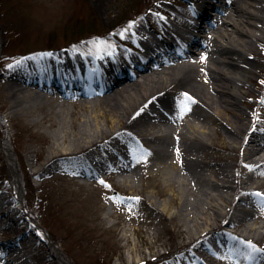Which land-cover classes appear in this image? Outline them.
Here are the masks:
<instances>
[{"label":"bare ground","instance_id":"1","mask_svg":"<svg viewBox=\"0 0 264 264\" xmlns=\"http://www.w3.org/2000/svg\"><path fill=\"white\" fill-rule=\"evenodd\" d=\"M212 7L221 15L215 23L205 25L203 22L210 20ZM35 11L39 13L42 9L35 8ZM175 13V21H162L164 39L156 38L151 28L135 27L133 39L144 51L128 55L130 61L126 66L107 65L115 55H102L104 72L100 67L91 73L83 67H72L68 58L64 66L50 61L52 57L47 53L17 59L0 71V80L5 85V94L0 93V126L6 117L19 114L30 116L34 122H49L55 129L49 148L55 153L43 159L41 173L58 169L54 160L74 158L75 168L82 176H97L113 168L121 179L130 181L129 176L135 175L136 157L129 149L141 145L147 154L143 164L160 171L172 191L170 202L178 205V213L193 212L201 218L202 222L195 216L184 218L185 230L190 234L207 231L187 243L195 244L196 249L186 251L193 252L191 256L202 263L203 250L215 253L227 249L240 258L243 249L240 241L248 242L254 236L264 239V219L255 218L260 213L264 193L250 187L256 176H239L238 164L234 173L230 165L206 159L208 156L202 152L211 146L213 150L229 147L224 139L221 145L208 141L213 129L217 135H225L232 148L237 143L244 147L245 165H264V129L248 122L252 112L241 106L244 92L239 91L247 86L253 68L263 70L259 65L261 57L251 54L264 48V0H202L199 6L191 8V17L185 9ZM229 25L233 26L231 30ZM206 26L209 32L203 35ZM219 36L227 40L226 44L219 43ZM194 48L202 49L201 54H196ZM64 54V57L73 56L70 49ZM205 59L202 69L207 76L203 70L195 73L200 65L198 61ZM175 88L179 89L178 94L189 96V107L182 106L179 96L173 93L177 92ZM248 93L249 90L245 95ZM66 101L73 106L70 122ZM78 103L83 113L75 110ZM51 105L54 112H37ZM5 109L7 114L1 113ZM106 109L112 114V120ZM259 110L262 108L258 107ZM98 116H105L108 127L99 122ZM5 132L3 136L0 130V143L15 197L3 196L12 191L1 180L0 220H4V226L11 233L16 231L15 224L21 239L32 245L35 228L22 225L26 218L20 206L14 205L23 203L31 214L22 186L26 176L21 171L26 167L16 157L10 130ZM172 151L173 155L179 152L180 156L172 158ZM27 159L35 160L30 156ZM200 162L207 167L211 165L213 177L200 167ZM239 190L247 196L238 195ZM236 194L239 202L234 201ZM221 200L235 206L238 212L227 213ZM252 217L255 219L250 221ZM210 220L217 225L209 226ZM46 238L58 254L60 264H70L49 232ZM15 246L6 239L0 241V259L6 256L4 261H14L10 257L17 252ZM240 259L242 264H264V253H245Z\"/></svg>","mask_w":264,"mask_h":264},{"label":"rangeland","instance_id":"2","mask_svg":"<svg viewBox=\"0 0 264 264\" xmlns=\"http://www.w3.org/2000/svg\"><path fill=\"white\" fill-rule=\"evenodd\" d=\"M201 1L0 0V71L22 55L30 57L42 49L51 47L68 46L74 50L72 47L81 43L83 47H77L75 51L92 55L112 50V53L116 54L115 46H123L124 42L130 44L138 42L133 39L136 37V26L150 28L149 25L152 24L158 29L157 24H159L161 33L165 34L163 20L175 21L177 19L175 11L178 9H185L191 17L190 8L198 6ZM35 8L42 9V12L38 13ZM149 8H153L152 12ZM209 11L210 20H216L218 15L216 8L212 7ZM166 14H170L171 17ZM220 15L221 13L218 16ZM203 24L209 23L205 20ZM76 26L85 29L80 34H73L72 28ZM89 27L96 30L87 31ZM228 27L231 30L233 26ZM208 32L207 27L203 35ZM219 40L222 44L227 42L224 37L219 36ZM210 43H213V39ZM68 47L64 52H68ZM125 50L128 55L139 54L133 47L129 49L126 46ZM193 50L198 55L202 51L198 48ZM251 55L255 58L261 57L259 65L263 67V70L253 68L247 86L239 91L244 92V95H241L243 102L240 104L245 110L252 112L248 122L254 126V119L258 121L260 117H264L256 113L258 107L264 110L262 102L264 48ZM206 61V59L198 61L200 65L195 73L198 74L203 70L207 76V72L202 69ZM137 78L140 79L141 76ZM174 90H177L173 93L179 96L182 106L189 107L191 103L189 96L183 95L182 92L178 94L177 88ZM247 90L249 93L245 95ZM0 93L5 94V85L2 80H0ZM66 102L69 108L67 121L70 122L73 106L70 101ZM45 109L37 110V112L42 114L43 111H55L52 105ZM75 110L83 113L79 103L75 105ZM7 111L5 109L1 113L7 114ZM35 111L31 110V112ZM107 116L109 120H112V114L108 110ZM29 117L24 114L12 118L6 117L1 123L0 130L3 136L6 134L5 131L10 130L16 157L22 160L26 167L21 171V174L26 176L22 186L31 214L28 210V213L21 210L22 215L26 217L22 225L35 228L36 237L33 240L35 243L29 245L27 240L21 239L22 234L15 228V224L16 231L11 233L4 226V220H0V241L6 239L13 242L17 250L15 254H10L12 255L10 258L14 261H4L6 260L4 256L0 259V264H60L58 254L46 241L48 240L47 232L54 238L63 257L70 264H242L241 255L245 253L251 255L257 251L264 253V239L254 236L248 242L240 241L243 247L240 258L230 250H219L215 253L203 250L204 262L195 260L194 256H191L193 252H187L186 249H196V246H193L195 244L187 245V243L193 237L207 231L200 233L199 229L197 230L199 234H190L185 230L183 219H189L196 214L192 212L182 216L178 213V205L170 202L172 191L165 184L160 171L156 168L151 169L149 164H143L142 160L147 156L145 148L132 147L129 150L136 156L133 161L135 175L129 176L130 181L121 179L118 171L113 168L97 176H82L75 168L74 158L54 160L58 169L41 173L43 159L55 153L54 149L49 148L55 129L49 125L48 121L34 122ZM98 120L108 127L105 116H98ZM113 123L117 124L115 121ZM263 125L264 118L258 126L264 129ZM221 139H224L225 143L227 141L229 147L218 150H213L212 146L209 147L202 152L203 155L208 156L206 159L212 158L219 164L230 165V170L234 173L235 165L238 164V168L241 169L239 176H256L250 187H256L257 191L263 190L264 165L259 167L245 165L247 160L244 157V147L237 143L232 148L225 135L219 136L212 129V136L208 141L211 144L215 142L221 145L223 144ZM130 142L134 143L133 140ZM29 156L35 158V162L27 159ZM177 156H180L179 152L173 155L172 151V158ZM206 159L203 158V160ZM199 164L209 176H212L211 165L207 167L203 162ZM1 180H3L1 183L7 184L12 191L11 194L6 193L3 196L15 197L7 161L0 143ZM241 194L239 190L238 195ZM238 195H235V202H239ZM261 200L263 203L259 209L260 213L255 217L259 221L264 219V197H261ZM222 203L227 213L238 212L235 206L227 205L226 201ZM255 218L252 217L249 220L252 221ZM195 219L202 222L197 216ZM208 225H217V222L210 220ZM41 236L46 240H43ZM211 257H213L212 260H210Z\"/></svg>","mask_w":264,"mask_h":264},{"label":"trees","instance_id":"3","mask_svg":"<svg viewBox=\"0 0 264 264\" xmlns=\"http://www.w3.org/2000/svg\"><path fill=\"white\" fill-rule=\"evenodd\" d=\"M84 29H82L81 27L79 28V26H76V27L72 28V31H74L73 34H80V32H82ZM92 30H96V29L89 27L87 31H92Z\"/></svg>","mask_w":264,"mask_h":264},{"label":"snow or ice","instance_id":"4","mask_svg":"<svg viewBox=\"0 0 264 264\" xmlns=\"http://www.w3.org/2000/svg\"><path fill=\"white\" fill-rule=\"evenodd\" d=\"M101 183H103V181H101ZM256 195H258V196H259V195H261V194H260V193H256Z\"/></svg>","mask_w":264,"mask_h":264}]
</instances>
